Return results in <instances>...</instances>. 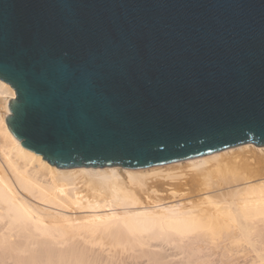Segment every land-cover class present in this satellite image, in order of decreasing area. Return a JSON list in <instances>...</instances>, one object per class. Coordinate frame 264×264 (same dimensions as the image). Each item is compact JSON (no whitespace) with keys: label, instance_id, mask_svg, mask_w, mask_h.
I'll list each match as a JSON object with an SVG mask.
<instances>
[{"label":"water","instance_id":"1","mask_svg":"<svg viewBox=\"0 0 264 264\" xmlns=\"http://www.w3.org/2000/svg\"><path fill=\"white\" fill-rule=\"evenodd\" d=\"M0 80L58 169L264 148V0H0Z\"/></svg>","mask_w":264,"mask_h":264},{"label":"bare ground","instance_id":"2","mask_svg":"<svg viewBox=\"0 0 264 264\" xmlns=\"http://www.w3.org/2000/svg\"><path fill=\"white\" fill-rule=\"evenodd\" d=\"M14 97L0 80V264H264V148L58 169L8 131Z\"/></svg>","mask_w":264,"mask_h":264},{"label":"rangeland","instance_id":"3","mask_svg":"<svg viewBox=\"0 0 264 264\" xmlns=\"http://www.w3.org/2000/svg\"><path fill=\"white\" fill-rule=\"evenodd\" d=\"M13 91H14V90H13ZM247 145H250V144H247ZM243 146H245V145H243ZM251 146H253V145H251ZM239 147H240V146H239ZM253 147L256 148V149H259L258 147H255V146H253ZM243 156H245V157H251L252 159H250V160H251L252 162H253V161L255 162V160H254V159H255V156H256L255 154H251V153L249 154V153H248L247 155H243ZM184 162H185V161H184ZM179 163H180V162H179ZM262 166H264V164H263ZM174 188L176 189L177 192H179V191H180L179 189H181L180 192H181L183 195H184L185 192H186L187 195H189L188 192L190 193V191H187V189H185V188H184L185 190H183V188H178V187H174ZM167 189H171V188H166V190H167ZM172 189H173V188H172ZM177 189H178V190H177ZM182 190H183V191H182ZM184 191H185V192H184ZM169 192H170V191H169ZM169 192H166V193L163 192L162 196H163L164 194H165L164 196H166L167 193H168V195H169ZM178 194L180 195V193H178ZM183 195H180L181 198H183V199L181 200V202L179 201L181 198H180V197H177V198H178V201H179L180 203H182V201L185 199V200H184L185 202L183 201L182 204H184V203H185V204H188V202H189L190 200L194 199V196H193V195H191L192 197L189 195L190 197H188V199L186 198V197H187L186 195H185L186 197H185V196L183 197ZM177 198L174 199L173 201H171L172 199H171V200H168V202H171V203H179L178 201H175V200H177ZM186 199H187L188 201H187ZM174 201H175V202H174ZM165 202H167V201H165ZM186 202H187V203H186Z\"/></svg>","mask_w":264,"mask_h":264}]
</instances>
